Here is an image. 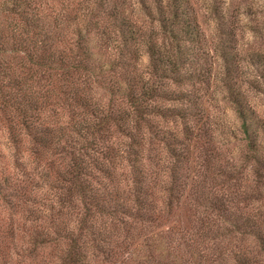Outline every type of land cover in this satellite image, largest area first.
<instances>
[{
    "label": "trees",
    "instance_id": "trees-1",
    "mask_svg": "<svg viewBox=\"0 0 264 264\" xmlns=\"http://www.w3.org/2000/svg\"><path fill=\"white\" fill-rule=\"evenodd\" d=\"M133 2L142 18L132 13ZM210 13L223 22L220 7L212 4ZM236 54L222 52L218 80L246 152L217 178L209 174L217 126L205 106L215 58L197 0H0V125L17 169L0 164V195L9 209L6 232L13 236V219L22 225L23 259L190 264L195 244L207 249L197 250L196 264H264V188L257 186L264 187V170L254 168L249 189L222 185L237 184L238 166L251 159L264 168V119L243 86L264 89V53L244 57L258 71L251 76L242 74ZM189 170L210 184L211 207L222 211L249 193L263 209L215 227L192 218L188 238L182 222L171 225L165 232L181 227L179 236L169 235L181 254L156 259L161 240L152 247L149 235L146 257L132 258L139 232L158 229L174 212ZM1 248L0 258L10 259L11 247Z\"/></svg>",
    "mask_w": 264,
    "mask_h": 264
},
{
    "label": "rangeland",
    "instance_id": "rangeland-1",
    "mask_svg": "<svg viewBox=\"0 0 264 264\" xmlns=\"http://www.w3.org/2000/svg\"><path fill=\"white\" fill-rule=\"evenodd\" d=\"M212 4L218 8L220 7L223 11L224 18L222 23H219L217 19L212 18L210 13V7ZM130 8L131 7L129 6V9ZM132 13H134V15L138 18H142V11L135 2H133ZM197 13L201 28L205 34L206 42L208 43V47L211 48L212 55L215 58V68L213 73H215L214 76L217 78L211 83L212 95L205 103V106L209 109L212 114V118L215 121V125L217 126L216 138L214 142L215 145L219 146V150H217V152L213 151V153H211L210 161L215 168H213L209 174L212 176L215 174L217 178H222L223 175L217 172L218 169L222 171L223 167H229V163L232 162V160L237 163L244 162L242 154L246 152V148L243 145L244 140L241 139L242 133H240L238 128L239 119L233 106L231 105V102L226 96L221 82L218 80L223 69V58L220 55H222V52L224 51L225 53L236 52L237 54L235 58L240 63L239 67L240 70L243 71L242 74L244 76H251L258 72L257 69L246 63V59L244 57L247 56V53L249 52L260 51L264 53V0H197ZM230 29L233 31L232 34L230 33ZM147 61L148 56L145 52H143L139 59L140 66L144 67ZM243 86L246 88V98L254 109L255 114L259 118L264 119V89L258 90L256 88H249L245 84ZM99 92H101L100 94L103 93V97L105 96L103 89H99ZM13 151V148L9 145L6 131L0 125V154L2 155L0 156V164H6L5 166H7L6 168L8 171L16 169L14 162H12V159L9 158ZM260 152L264 157V141ZM202 155L204 156V153H202L201 156ZM238 167L241 169L238 183L234 184V181H230L222 184L230 185L231 188H234L231 192L249 189L254 183L252 181L258 178V176H256L253 172L254 168H257L260 173L264 170V168L260 166L259 162L254 159H251L249 162H245L243 166L239 165ZM189 171L190 176L186 179L187 183L183 189L180 202L175 207L174 212L165 218V221H163L164 223L161 224L158 229H153L151 231L150 227H147L143 231L139 232V234L134 238L136 251L133 253L134 255H132V258L142 259L146 257L145 242L149 235H152L154 238L150 241L152 247L155 246L154 244L160 243L159 240H161V247L154 250L155 255H157L156 259L161 260L163 257L167 258L168 256V258H171L176 254H181L184 251V248L183 250L177 252L176 249H174V244L169 237V235L179 236L181 233V227L180 229L176 228L172 234L165 232L167 230L166 228L171 225H178V223L182 222L185 233L187 229L186 226L189 224L188 220L192 218L202 220V222L209 220L210 222L208 223L209 225L211 224L210 227H215L216 222L223 220L227 216H230L231 218L235 216L237 217L238 214V216H242L249 211H253L256 207V209H263L261 206L263 200L260 198L255 199L254 197H250L247 195L249 193L242 197H237L235 200L232 199L231 201H228L225 205L226 209L222 211L211 207V205L208 204L209 197H207V199L205 197L207 194L211 193L209 191L210 184L208 182H201L202 174H199V171ZM207 179L209 180L210 178L207 177ZM257 186L264 188L262 183L257 184ZM227 190L226 192H228ZM195 206L198 207L196 215H194ZM19 215L20 214L17 213L14 216L15 218H20ZM13 220L16 228L13 236H10V233L6 232L8 224L10 225L9 209L4 202L2 195H0V246H2L1 249L3 250H5L6 247H11V258L7 260L0 258V264H51L52 262L49 263L47 261L48 259H43L42 256L34 259L33 261L28 260L27 257H25V260L23 259L21 249L23 247V228L17 219ZM183 236L188 238V233H185ZM248 239L252 240L253 238L249 237ZM13 245L17 246V248L20 246L17 251L19 255L16 254L17 252H13ZM191 245H188V247L191 248ZM193 246H195L193 248L195 252L190 258V264L197 263L198 249L200 251L207 252V249H204L200 245L194 244ZM14 250L17 249L14 248ZM45 254H47V252L42 255ZM186 257L189 258L188 256ZM135 259L131 262H134ZM155 262L156 260H154L152 264ZM91 263L124 264V262H105L100 259H95Z\"/></svg>",
    "mask_w": 264,
    "mask_h": 264
}]
</instances>
